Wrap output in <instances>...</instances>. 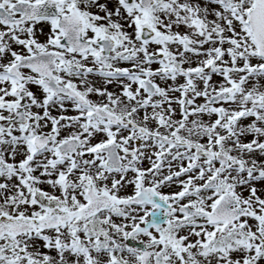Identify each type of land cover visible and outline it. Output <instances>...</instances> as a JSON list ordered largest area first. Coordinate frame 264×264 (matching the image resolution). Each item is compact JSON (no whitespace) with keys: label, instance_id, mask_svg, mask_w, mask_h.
Listing matches in <instances>:
<instances>
[{"label":"snow or ice","instance_id":"snow-or-ice-1","mask_svg":"<svg viewBox=\"0 0 264 264\" xmlns=\"http://www.w3.org/2000/svg\"><path fill=\"white\" fill-rule=\"evenodd\" d=\"M0 264H264V0H0Z\"/></svg>","mask_w":264,"mask_h":264}]
</instances>
